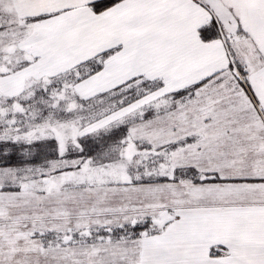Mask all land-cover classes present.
Wrapping results in <instances>:
<instances>
[{
    "label": "snow or ice",
    "instance_id": "obj_1",
    "mask_svg": "<svg viewBox=\"0 0 264 264\" xmlns=\"http://www.w3.org/2000/svg\"><path fill=\"white\" fill-rule=\"evenodd\" d=\"M0 264H264V0H0Z\"/></svg>",
    "mask_w": 264,
    "mask_h": 264
}]
</instances>
